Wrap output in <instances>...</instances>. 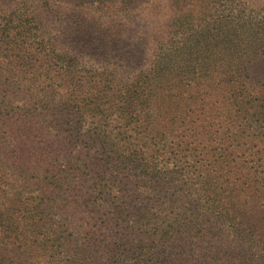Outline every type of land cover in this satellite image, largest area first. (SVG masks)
I'll return each mask as SVG.
<instances>
[{
  "label": "trees",
  "instance_id": "obj_1",
  "mask_svg": "<svg viewBox=\"0 0 264 264\" xmlns=\"http://www.w3.org/2000/svg\"><path fill=\"white\" fill-rule=\"evenodd\" d=\"M148 3L0 0V264H264V13L188 15L126 75L69 48Z\"/></svg>",
  "mask_w": 264,
  "mask_h": 264
},
{
  "label": "rangeland",
  "instance_id": "obj_2",
  "mask_svg": "<svg viewBox=\"0 0 264 264\" xmlns=\"http://www.w3.org/2000/svg\"><path fill=\"white\" fill-rule=\"evenodd\" d=\"M241 1L251 17H259L264 13V0H149L148 4L130 8L126 15L96 13V17L101 22L107 23V29L93 38V44L87 45L85 41H80L81 43L75 47L69 48L81 55L86 67L112 68L126 75L148 63L151 54L158 47L157 41L164 35L177 31L180 25L194 27L196 20L188 15L206 16L209 11L212 13L221 11L223 5L241 9L243 7ZM88 17L89 15L86 19ZM182 18L183 21L174 23L175 19ZM234 24L237 26L240 23L234 22ZM55 32H50V35L57 38L59 35ZM228 33L222 32V35L207 42L208 44L204 47L206 50L217 53L221 58L220 61L221 53H225L226 58H229L232 53L241 51L245 45L251 47L252 44V34L231 35ZM73 37L68 36L70 39ZM113 45L117 48V53L114 54L111 52Z\"/></svg>",
  "mask_w": 264,
  "mask_h": 264
}]
</instances>
